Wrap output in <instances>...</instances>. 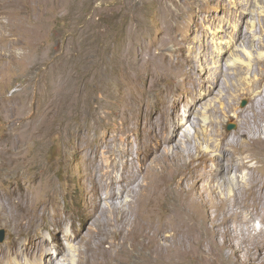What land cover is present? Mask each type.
I'll return each mask as SVG.
<instances>
[{
    "label": "rangeland",
    "instance_id": "rangeland-1",
    "mask_svg": "<svg viewBox=\"0 0 264 264\" xmlns=\"http://www.w3.org/2000/svg\"><path fill=\"white\" fill-rule=\"evenodd\" d=\"M194 1L200 0H184L182 3L181 0H0V19L3 17L0 20V193L6 196L14 189L23 188L28 195L23 201L27 205L35 204L45 199L46 196L49 197L51 203L47 215L36 223V228L33 227L34 232L46 238V244L50 245L54 242L55 237H52L54 229L60 228L57 233L60 236L61 245L67 248L75 245V243H70V236L76 234L77 231L79 233L83 223H85L80 212V208L83 205L82 169L87 166L86 163H89L90 160L98 159L99 157L102 160L104 155L108 156L106 151L116 149L119 141L114 143L112 139L114 137L121 138L122 132L127 129V135L130 139L129 144L127 143L130 147L128 157L131 165L129 164L126 168H123L119 164L118 169L120 168L119 170L131 175L133 184L130 186V194L132 193L131 195L133 196L130 194L125 195L126 197L119 198L120 201L117 198L115 199V204L121 210L129 209L128 212L130 211V214L138 222L134 223L135 231L129 234V237H124L125 235L122 234L121 238H114L117 242L120 240L118 243L126 241L124 243L126 244L125 249L131 254L129 261L125 260L120 264H174L179 258L181 244L199 240L195 229L191 232L190 230L185 232L179 227L177 222L170 220L172 218L169 217L171 208L168 207L167 201H162L157 207L144 205L143 196L140 195L142 193L141 184L146 183V181L145 178L143 179L144 174L137 168L139 166L137 164H140V160L143 157V146L153 142L147 118L151 115L154 116L152 117L153 119L156 118L155 115L159 113L158 107L161 106L162 99L160 100V98H162L163 90L166 87L168 91H172L175 90V86L177 87L178 83L180 86L184 83L180 78H176L173 81L160 82L153 90L154 92L151 94L148 103L144 94L147 88L146 82L142 80V77H138L132 72L134 67H141L145 60L150 61V64L156 63V59L154 62L155 55L162 53L164 25L174 16L173 23L176 24L178 17H184ZM8 4L9 6H7ZM15 6L17 7L15 8ZM18 7L20 12L15 17L8 15L14 8L18 9ZM253 8L254 12L252 15L253 17L255 15L253 21L256 25H260L259 21H257L259 20L258 16L263 14L264 10H262V6L257 5L254 8L255 10ZM258 8L261 9L259 10ZM1 10L3 14H1ZM4 10L7 12L6 14H4ZM164 14L166 18L163 19ZM209 15H213L216 18L223 16L221 9L214 7L209 10V13H202V17L207 18ZM9 16L12 18L9 19ZM20 17L22 18L21 21L19 20ZM249 20L251 19L249 18ZM19 23L23 25V38L25 41L22 43L12 42L11 37L15 35L16 28L20 31L19 27H17ZM207 25L210 28L209 23ZM219 26L218 28H220ZM245 29H248L249 31L247 32L251 33L250 30L252 28L250 26L249 28L245 26ZM257 36L264 40L263 33ZM227 41L229 39L224 42ZM172 47L177 52L175 44ZM135 52L139 53L138 57L134 56L133 53ZM186 52L179 51V54L181 53L185 58V56L190 55L188 52V55H186ZM257 53L263 54L264 49L254 52L256 56L258 55ZM217 57L218 54L213 48L209 52L208 59H210L206 63H202L199 69L206 72L213 70L211 71V74H213L219 67V64L216 63ZM228 62H233V59H229ZM158 66H161L160 63ZM186 67L193 70L190 65L185 64ZM253 73L254 76L251 73L244 76L252 80L255 77L257 79L256 71ZM250 74L252 76L249 77ZM183 75V78L187 77L188 82L191 83L188 71L184 70ZM207 75L198 74V79L193 80L196 84L193 83L190 87L202 85L206 88L209 84L207 83ZM223 85L222 83L220 90L215 92L217 96L215 94L211 96L212 99L217 97L215 101L211 99V103H216H212V105H223L220 101L221 99L222 101L231 99L230 94L228 95ZM141 96L145 98L142 104L145 118L139 112L132 111L133 105L136 107L135 103ZM24 99L26 102H22ZM169 101L171 102V100H168L164 104L162 112L172 111L173 107L171 108V106L173 104ZM251 102V98L242 94L236 101V106L239 111H247ZM181 111H184L182 106L180 107V113H182ZM176 112L178 114L179 109H176ZM197 118L202 120L199 115ZM230 118L225 117L220 128L232 136L240 129L241 123L240 119H237L234 114ZM31 121L35 126V137L29 143L18 145L16 143L18 131L21 128L30 126ZM182 122L183 120L181 119L178 123ZM229 125H234L235 128L229 130ZM115 126L117 129L114 128ZM188 128L190 133L188 135L192 142L190 145L191 149H189L191 155H195L197 152L195 151L196 145L199 143L194 132L197 128H190V126ZM183 138L182 140L184 141L185 137ZM107 139L108 141L110 140L109 143H106ZM100 143L102 145H99ZM202 147V149H206V145ZM182 156L177 161H181L180 163L184 164L190 172H193L191 169L192 165H205L201 160L191 162L187 151ZM133 162L136 163L134 164ZM256 172L264 178V171L256 169ZM190 180L192 179L189 178L188 181L192 182ZM139 187L140 189L138 190ZM167 187H169V184H167ZM103 196L106 197L107 195L103 193ZM109 201L111 202V200L103 201L102 206H109ZM121 201H124V204ZM129 203L132 204H130V207ZM153 211L157 212L154 213ZM160 214H164V216ZM55 216L62 221L52 224L51 220L57 219ZM99 220L108 222L109 219ZM5 221L7 220L0 216V230H4L6 236L4 242H0V257L14 246L15 239L18 236V231L14 226L12 225L11 227ZM171 222L172 225H170ZM174 224L177 225L174 227ZM255 225L258 228L259 224ZM229 226L232 227L230 224ZM232 229L237 235H242L244 247H241V254L242 251L252 246L251 241L246 232L240 233L239 230L233 227ZM201 232L203 234L202 230ZM209 232L210 230L207 233L210 234ZM174 234L179 236L176 235L175 237ZM133 238L138 240L135 241ZM36 241H38V238H36ZM75 249L72 253L75 257L72 264L74 262L75 264H89L87 260L92 257L88 253L89 244L86 241L79 242L75 245ZM50 252L52 253V251ZM223 252L225 253V259L231 262L236 261L237 255L233 250L227 248ZM142 253L144 254L142 255ZM79 254H81L80 262ZM144 256L145 259L143 258ZM196 260L198 261L197 263ZM202 260L203 258L198 256L190 264H203L204 260ZM224 263L227 262L222 258L221 264Z\"/></svg>",
    "mask_w": 264,
    "mask_h": 264
},
{
    "label": "bare ground",
    "instance_id": "bare-ground-1",
    "mask_svg": "<svg viewBox=\"0 0 264 264\" xmlns=\"http://www.w3.org/2000/svg\"><path fill=\"white\" fill-rule=\"evenodd\" d=\"M183 1L181 0V3ZM256 5L262 6V10H264V0H200L192 2L188 13L186 12L187 14L184 17H178L176 24L173 23L175 19L174 14V17L170 18V21L164 25L162 53L155 55L154 62L156 59V63L150 64V61L145 60L141 64V67H134L132 69L133 73L138 77H142V80L146 82L147 88L145 89V93H143L148 103L151 94L154 92L153 90H155L160 82L173 81L176 78H180L184 83L181 86L178 83V86H175V90L168 91L167 87L163 90L162 98H160V100L162 99L161 106L158 107L159 109L157 108L159 113L155 115L156 118L154 119L152 115L147 118L153 142L151 141L152 143H147L148 145L145 144L143 146V157L140 160V164H137L139 165L137 168L144 174V177L143 175L142 177L146 181V183L141 184L142 193L140 195L143 196L144 205L157 207L162 201H167L168 207L171 208L169 217L172 218L170 220L177 222L179 227L185 230V232L186 230H190L191 232L194 229L197 231L199 240L181 244L179 258L174 264H190L198 256L203 258V264H221L222 258L227 262L224 264H264V178L256 172V169L264 171V53H257V56L254 54V52L264 49V40L257 36L258 34H264V11L259 16L257 13L259 20H256L259 21L260 25H256L253 21L255 15L254 17L252 15L254 12L252 8L253 6L255 8ZM19 7L18 9L14 8L8 15L15 17L20 12ZM213 7L220 8L223 16L217 18L213 15H209L207 18L202 17V13H209V10ZM6 13L5 11L4 14ZM1 14H3L2 10ZM10 16L9 19L13 17ZM164 18H166L165 14ZM21 19L20 17L19 20L21 21ZM29 19L28 21L30 22ZM208 23L210 28H208ZM11 24L13 25V23ZM220 24L221 26H219ZM245 26L247 28L250 26L253 29L250 30L251 33L247 32L249 30H246ZM17 27H19L20 31L15 27L16 33L14 36L11 35V40L12 42L22 43L25 41L23 38L24 28L20 23ZM227 39L229 41L224 42ZM187 42L188 44H186ZM172 43L175 44L177 52L173 49ZM213 48L218 54L216 63L219 64V67L211 74L212 68L208 72L202 71L199 68L202 63L204 64L210 59H208L209 52ZM179 51H187L190 55L184 58L181 53L179 54ZM187 52L186 55H188ZM133 54L135 57L139 55L137 52ZM231 58L233 62H228ZM158 62L161 66H158ZM185 64L190 65L193 70L185 68ZM255 67H257L256 70ZM252 69L253 72L256 71V76L258 77L257 79L255 77L256 80L244 76L249 73L252 74ZM184 70L188 71L191 83L188 82L187 77L183 78ZM198 74H208L207 83L209 84L206 88L202 85L190 87L195 83L193 80L198 79ZM251 74L249 77L255 73ZM222 83L228 95L230 94L231 99L228 101H226L227 99L225 101L221 99L220 101L223 105H212L214 102L211 103V96L220 90ZM135 94L138 93L135 92ZM242 94L252 99L250 108L247 111H239L236 106V101ZM215 96L217 95L215 94ZM216 98L212 100L215 101ZM144 99L142 96L138 98L137 103H135L136 107L133 105V112H139L144 116L142 107ZM168 100H171L169 102L173 104L171 106V108L173 107L172 111L162 112L164 104ZM24 101L25 99L22 102ZM144 106L146 107V105ZM181 106L184 108V111H181L182 113H180ZM176 109H179L178 114ZM232 114L237 119H240L241 127L231 136L224 132L225 130L223 131L220 125L224 122L223 119L225 117L230 118ZM198 115L202 117V120L197 118ZM181 119L183 122L178 123ZM145 126L148 128L147 125ZM189 126L190 128H197L194 132L199 143L196 142L195 151L197 152L195 155H191L190 151L192 142L188 135L190 134L188 132ZM114 128L117 129L116 126ZM127 131L128 129L122 132L121 138L114 137L112 139V142L119 141V144L116 145L118 146L116 149L106 151L108 152V156L104 155L102 160L99 159L100 157L92 159L89 163H86L87 168L84 167L82 169L81 184H83L81 187H83V205L80 208V212L82 220L85 223H83V227L79 233L77 231L76 234L70 236V243H75L76 245L79 242L86 241L89 244L88 253L92 255L87 260L89 264H120L125 260L129 261L131 259V254L125 249L126 244L124 243L126 241L118 243L120 240L118 239L119 241L117 242L114 239L120 237L122 234L125 235L124 237H129V234L135 231L136 227H133L134 223L138 222L130 214V211L128 212L129 209L121 210L115 204V199L118 198L117 200L120 201V197L130 194V186L133 184L131 175L119 170L120 168L118 169L119 164L123 168H126L130 164L128 157L130 152L128 142L130 139ZM137 131L139 132L138 129ZM34 137L35 126L31 121L30 126L21 128L18 131L16 143L18 145L29 143ZM183 137H185L184 141L182 140ZM110 140L108 141L107 139L106 143H109ZM99 145L102 144L100 143ZM203 145H206V149H202ZM186 151L189 152L191 162L201 160L205 165L191 164L193 172L188 171L187 167L180 163L181 161H177ZM34 154L36 155V153ZM189 165L187 166L189 167ZM128 169L130 170V168ZM186 176H188L187 180ZM189 178L192 179L190 180L192 182L188 181ZM167 184H169V187H167ZM103 193L107 196L104 197ZM27 196L23 188L14 189L6 196L0 193V216L18 231L15 244L13 243L14 246L5 255L0 257V264H72V261L75 260L72 254L76 250L75 245L68 248L61 245L60 236L57 233L60 228L54 229L52 237H55V240L50 245L45 243V237L34 232L33 227H35L41 218H45L44 216L48 213L51 203L49 197L46 196L45 199L37 203L34 202L35 204L27 205L23 202ZM107 200H111V202L109 201V206L106 203L107 207L102 206L103 201ZM157 211L153 212L156 213ZM137 214L140 215L139 212ZM162 215L164 216V214ZM55 218L57 219L51 220L52 224L62 221L56 216ZM99 219L109 220L108 222H104ZM257 223L259 224L258 228L255 225ZM85 224L87 225L85 226ZM229 224L236 230H239L240 233L246 232L251 241L252 246L250 245L251 247L242 251L241 254V247H244L242 235H237ZM170 225H172V222ZM175 225L177 224H174V227ZM169 228L171 227L169 226ZM208 230H210V234L207 233ZM36 238H38V241H36ZM227 248L233 250L237 255L235 262L224 258L225 253L223 251ZM79 258L80 262L81 254H79ZM143 258L145 259V256Z\"/></svg>",
    "mask_w": 264,
    "mask_h": 264
},
{
    "label": "water",
    "instance_id": "water-1",
    "mask_svg": "<svg viewBox=\"0 0 264 264\" xmlns=\"http://www.w3.org/2000/svg\"><path fill=\"white\" fill-rule=\"evenodd\" d=\"M244 105H245V103H244ZM234 128H235L234 125H229V127H228L229 130H233ZM5 238H6L5 231L0 230V242L1 243L4 242Z\"/></svg>",
    "mask_w": 264,
    "mask_h": 264
}]
</instances>
